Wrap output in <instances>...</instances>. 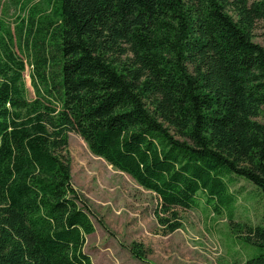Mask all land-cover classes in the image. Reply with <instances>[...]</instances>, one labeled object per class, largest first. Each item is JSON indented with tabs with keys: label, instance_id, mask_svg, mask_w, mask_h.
I'll return each mask as SVG.
<instances>
[{
	"label": "trees",
	"instance_id": "obj_1",
	"mask_svg": "<svg viewBox=\"0 0 264 264\" xmlns=\"http://www.w3.org/2000/svg\"><path fill=\"white\" fill-rule=\"evenodd\" d=\"M51 9L16 28L0 19V264H96L85 251L95 212L73 183L70 132L158 196L167 232L182 226L175 208L202 198L233 223L237 179L264 198V46L253 40L264 0ZM242 225L239 237L258 248L242 264H264V224ZM129 249L140 260L152 251Z\"/></svg>",
	"mask_w": 264,
	"mask_h": 264
},
{
	"label": "rangeland",
	"instance_id": "obj_2",
	"mask_svg": "<svg viewBox=\"0 0 264 264\" xmlns=\"http://www.w3.org/2000/svg\"><path fill=\"white\" fill-rule=\"evenodd\" d=\"M55 1L1 0L0 19L4 25L16 28L32 10L51 14ZM255 1L261 0H250ZM253 40L264 46V19L255 22ZM31 73L32 67L27 64L24 74L28 97L34 99ZM66 154L71 159L73 183L95 212L96 231L87 236L85 246L94 263L242 264L258 252V248L239 237L243 232L241 228L244 229L242 224H264V198L245 179H237L231 186L237 198L233 223L228 211L215 214L202 198L192 209L175 208L182 226L167 232L156 216L158 196L140 186L129 174L94 155L76 132L69 133ZM99 219L107 223V228ZM238 224H241L240 230ZM134 241L152 249L145 260L132 255L129 246Z\"/></svg>",
	"mask_w": 264,
	"mask_h": 264
}]
</instances>
